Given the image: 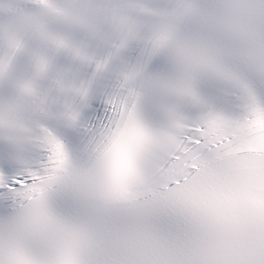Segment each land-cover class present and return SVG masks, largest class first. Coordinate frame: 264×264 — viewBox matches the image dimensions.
Here are the masks:
<instances>
[{
	"label": "snow or ice",
	"instance_id": "obj_1",
	"mask_svg": "<svg viewBox=\"0 0 264 264\" xmlns=\"http://www.w3.org/2000/svg\"><path fill=\"white\" fill-rule=\"evenodd\" d=\"M0 264H264V0H0Z\"/></svg>",
	"mask_w": 264,
	"mask_h": 264
}]
</instances>
